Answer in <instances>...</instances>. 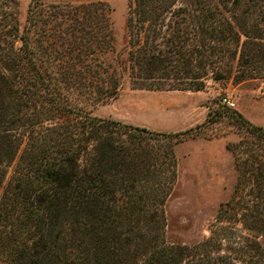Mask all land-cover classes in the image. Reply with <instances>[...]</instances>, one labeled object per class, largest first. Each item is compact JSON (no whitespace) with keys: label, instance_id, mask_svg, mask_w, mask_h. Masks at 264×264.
<instances>
[{"label":"trees","instance_id":"1","mask_svg":"<svg viewBox=\"0 0 264 264\" xmlns=\"http://www.w3.org/2000/svg\"><path fill=\"white\" fill-rule=\"evenodd\" d=\"M128 2L131 89L200 92L208 78L230 76L234 62L235 84L264 78V0ZM18 6L0 0V262L264 264L263 155L235 159L233 194L207 238L167 241L172 139L182 134L85 109L121 88L105 58L115 43L110 6L31 0L22 27ZM230 111L218 105L208 122L228 117L264 138V128Z\"/></svg>","mask_w":264,"mask_h":264},{"label":"rangeland","instance_id":"2","mask_svg":"<svg viewBox=\"0 0 264 264\" xmlns=\"http://www.w3.org/2000/svg\"><path fill=\"white\" fill-rule=\"evenodd\" d=\"M17 1L22 27L31 0ZM95 1L105 2L111 8L115 43L113 51L105 58L115 68L121 88L115 100L93 108L86 105L85 109L92 116L151 132L182 134L172 139L179 141L174 146L177 181L164 208L165 236L169 242L194 245L209 236L208 229L215 221L220 205L228 202L233 194L238 176L235 159L254 158L255 154L261 153L264 162L263 137L249 133L247 127L228 117L216 123L208 122L207 113L218 105L225 106L251 125L264 128V78L235 84L237 71L234 62L230 76L217 82L208 78L199 93L133 90L129 85L127 70L128 0H41L45 4ZM224 98L234 103V107L224 104ZM241 141L242 146L236 148L234 153L227 150L228 144ZM257 240L264 250V235Z\"/></svg>","mask_w":264,"mask_h":264},{"label":"built area","instance_id":"3","mask_svg":"<svg viewBox=\"0 0 264 264\" xmlns=\"http://www.w3.org/2000/svg\"><path fill=\"white\" fill-rule=\"evenodd\" d=\"M222 101H223V103L226 104L228 107H230V108H233V107H234V104H233L231 101H229V99L224 98Z\"/></svg>","mask_w":264,"mask_h":264},{"label":"crops","instance_id":"4","mask_svg":"<svg viewBox=\"0 0 264 264\" xmlns=\"http://www.w3.org/2000/svg\"><path fill=\"white\" fill-rule=\"evenodd\" d=\"M199 93V92H198ZM234 104V103H233Z\"/></svg>","mask_w":264,"mask_h":264}]
</instances>
